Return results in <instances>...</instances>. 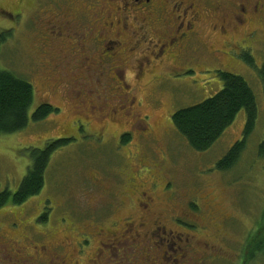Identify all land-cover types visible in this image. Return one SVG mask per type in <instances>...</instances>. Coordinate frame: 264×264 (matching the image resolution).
I'll return each mask as SVG.
<instances>
[{
	"label": "rangeland",
	"instance_id": "rangeland-1",
	"mask_svg": "<svg viewBox=\"0 0 264 264\" xmlns=\"http://www.w3.org/2000/svg\"><path fill=\"white\" fill-rule=\"evenodd\" d=\"M50 1L0 0V71L32 85L29 118L42 102L58 109L41 122L29 119L23 131L0 135V192H16L30 150L72 140L52 154L39 195L0 209V264H264V231L258 234L264 229V159L257 154L264 139V84L258 74L264 62V0H255L262 5L245 27L255 34L244 43L237 41L241 27L211 33L221 14L200 18L198 42L218 53L178 79L165 75L172 59L153 61L152 50H145L164 42L148 35L151 42L133 49L117 71L126 90L117 88L110 71L99 78V65L82 72L83 82L75 87L67 85L69 77L44 79L51 73L36 60L34 34L22 38V33L32 27L28 15ZM229 1L219 4L232 13ZM100 2L108 9L107 0ZM229 36L233 47L226 46ZM247 53L253 67L243 60ZM218 72L242 77L257 109L246 149L226 173L215 165L241 139L244 111L203 153L191 150L171 123L175 111L222 89ZM124 134L130 140L122 145ZM145 197L151 200L148 213L142 212ZM155 221L163 231L153 235ZM126 223L134 224L131 231ZM251 247L258 251L250 259Z\"/></svg>",
	"mask_w": 264,
	"mask_h": 264
},
{
	"label": "flooded vegetation",
	"instance_id": "flooded-vegetation-1",
	"mask_svg": "<svg viewBox=\"0 0 264 264\" xmlns=\"http://www.w3.org/2000/svg\"><path fill=\"white\" fill-rule=\"evenodd\" d=\"M235 2L239 1L228 2L226 8H231L227 9L232 11L230 13L221 10L219 0H107L108 9H104L100 0H52L41 11L35 10L28 15L32 27L22 33V38L34 34L36 60L45 62L44 66L51 73L46 75L48 79H44L56 81L69 77L67 85L75 87L83 82L82 72H90L99 65L95 70L99 78L110 71L115 76L112 79H115L117 88L126 90V84L117 71L125 66V56L133 49L151 42L148 35L164 42L154 48L149 44L145 50H152L150 56L153 61L159 62L164 56L172 59L165 66L168 71L165 75L177 79L187 73L193 74L195 69L190 68L194 65H208L218 53L214 49H203L198 42L200 18L221 14L219 28L214 25L211 33L219 30L225 34L227 27H241L242 34L237 41L247 42L255 31H245L246 24L251 25V17L257 14L262 4L255 0ZM130 19L134 20L132 24H129ZM138 23L141 25L135 28ZM228 38L231 40L226 46L233 47L234 38ZM145 200L147 205L142 212L148 213L151 200L146 197ZM126 225L128 231L134 226L133 223ZM161 231L163 227H159V222H153L151 233L155 235ZM134 233H138L135 228Z\"/></svg>",
	"mask_w": 264,
	"mask_h": 264
},
{
	"label": "trees",
	"instance_id": "trees-1",
	"mask_svg": "<svg viewBox=\"0 0 264 264\" xmlns=\"http://www.w3.org/2000/svg\"><path fill=\"white\" fill-rule=\"evenodd\" d=\"M243 60L249 66H254V60L248 53L244 55ZM218 74L222 89L198 104L175 111L171 116V123L191 150L203 153L223 136L235 121L237 114L244 111L246 120L241 139L236 141L215 165L217 171L226 173L237 165L246 149L247 141L255 129L257 109L253 91L242 77L227 72ZM258 74L264 84V62ZM33 100L34 89L30 83L11 73L0 71V135L23 131L27 128L29 119L37 123L58 112V109L47 103L39 104L29 118ZM129 140V134L120 137L122 145ZM70 141L72 140L47 141L42 150H30L25 177L15 193L8 190L0 192V209L6 205L20 206L28 199L39 195L44 188L45 175L52 154ZM257 154L259 158L264 159V139L257 147ZM192 207L195 208L193 205ZM262 230L264 231L263 228L258 230L259 235ZM256 236L249 244L255 243ZM257 251L258 249L251 247L248 252L249 258L256 256Z\"/></svg>",
	"mask_w": 264,
	"mask_h": 264
}]
</instances>
